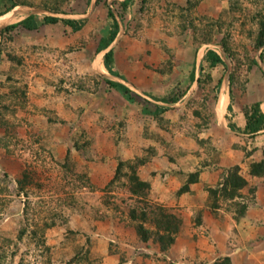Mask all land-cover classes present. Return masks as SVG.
Returning <instances> with one entry per match:
<instances>
[{
    "label": "rangeland",
    "instance_id": "374dc122",
    "mask_svg": "<svg viewBox=\"0 0 264 264\" xmlns=\"http://www.w3.org/2000/svg\"><path fill=\"white\" fill-rule=\"evenodd\" d=\"M24 1L28 5L16 7L14 18L0 25V264H49L48 259L50 264H213L225 256L234 264H264V177L249 175L242 151L249 144L228 125L243 127V109L256 101L264 110V60L255 47L256 15L264 13V0H202L192 10L200 25L202 17L216 18L229 8L219 39H227L230 51L203 45L195 63L192 32L181 33L178 9L171 11L165 0H153L143 11L140 0L124 13L114 6L121 30L110 48L126 80L111 76L103 65L106 50L97 51L109 23L104 1L112 7L123 0H91L88 6L87 0H68L62 6L65 14L44 10V0ZM174 1L186 6L185 0ZM31 15L38 16L37 30L19 28L12 39L1 37L8 25ZM46 15L87 19V24L74 33L63 24H45ZM207 49L216 50L228 65L214 76L222 77V85L236 74L226 98L232 110L223 104V118L212 105L211 85L196 90L195 81L188 88L189 77L199 76L197 60ZM141 54L151 69L144 68ZM167 60L169 74L155 71ZM105 78L128 86L142 98L138 101L150 103V112L140 102L128 103ZM162 98L178 101L166 104ZM256 142L263 144L264 135ZM143 158L147 161L137 169L150 185L148 197L132 196L124 175L111 184L120 161L135 164ZM261 158L259 151L251 160ZM234 165L257 190L244 191L242 202L249 206L240 223L230 203L222 201L213 210L207 202V187H215ZM197 171L199 187L185 199L197 200L196 214L192 201L181 204L185 193L178 191ZM24 179L21 190L18 181ZM158 208L182 221L172 253L171 248L161 252L152 241L141 242L134 229L139 221L131 219L130 210H144L145 226L153 229ZM210 220L233 228L217 232ZM185 240L190 245L185 247Z\"/></svg>",
    "mask_w": 264,
    "mask_h": 264
},
{
    "label": "trees",
    "instance_id": "16d2710c",
    "mask_svg": "<svg viewBox=\"0 0 264 264\" xmlns=\"http://www.w3.org/2000/svg\"><path fill=\"white\" fill-rule=\"evenodd\" d=\"M68 0H44L41 4V7L53 14H65L62 10V6L67 3ZM98 2L102 0H97ZM167 5L171 7L172 10H179L180 19L183 21L180 24L181 33L185 34L188 30L192 32L191 35V51H193V59L194 61L197 58L199 53L200 47L203 45H220L225 53L229 55V46L227 43V39L225 37L220 38L222 33V29L224 26V22L222 18L224 16L230 15L229 8H223L220 10L219 15L215 17H202L204 21L203 25H200L196 22V18H193V13L199 7L202 0H185L186 6H181L179 3L172 0L170 3L169 0H165ZM106 10H107V19L109 21L108 25L102 30V39L99 42L97 51L102 52L108 50L110 46L114 43L117 36L120 33L121 25L118 21L115 12L114 6L118 5L122 12H128V10L133 7L137 2L136 0H123L121 2H114L112 7L106 2ZM153 0H140V8L139 11H143L147 8ZM91 0H87V6L90 5ZM20 5H28L24 0H0V17L13 11L16 7ZM194 10V11H192ZM138 11V12H139ZM121 19H123V15L119 14ZM133 19L136 18V14L133 15ZM206 20V21H205ZM257 25H258V32L255 39V47L257 49H261L260 58L264 60V13L258 12L256 15ZM38 16L31 15L19 22L14 24L8 25L4 28L1 32V37L3 38L6 35H11L14 31L19 28H23L28 31L37 30L39 27L38 24ZM44 23L48 25H57L63 24L65 27L70 28V30L74 33L81 31L87 24V19H72V18H62L53 15H46L44 16ZM187 21V22H185ZM12 39V36H10ZM148 56V55H146ZM11 56H9L10 58ZM117 52L115 48H110L103 56V65L108 71V73L113 76L120 78L122 80H126V77L123 74L116 70L115 63H116ZM14 58L11 57V60ZM140 60L144 64L145 69H151L152 65L146 62V58L143 54L140 55ZM255 65H258L257 60H252ZM165 65L161 67H156L158 73L169 74L172 71V64L170 60L164 61ZM222 67L223 70H228V65L222 56L214 49H207L201 59V62L198 67L199 76L196 79L195 74L191 75L188 79V88L197 82V88H204L205 86H212V92L214 94V98L212 101V105L214 109L218 103L220 91L222 87V77L216 79L214 76L217 75L218 68ZM262 69V68H261ZM264 72V71H263ZM223 74V73H222ZM230 87L232 89L233 84L236 82V74L235 70L230 74ZM105 83L112 89L119 92L128 103H135L140 102L138 99H142L140 96L135 94L128 86L124 85L123 83L111 80V79H104ZM182 84V83H181ZM185 94V92H184ZM231 100H233L232 94ZM163 103L166 104H174L177 103L178 98L167 100L162 98L161 100ZM142 103L143 110L149 111V102ZM232 104V102H231ZM228 106V101L224 102V107H228L229 111L232 110V105ZM159 109V106H156V109ZM157 109V110H158ZM164 111H167L168 107L161 108ZM227 109V108H226ZM156 110V111H157ZM213 117H215V110H213ZM225 113V112H224ZM244 113V126H238L236 123L229 121V128L238 134L243 135L246 137V142H248L249 147H243L242 151L244 152V158L249 160L248 163V172L252 178H262L264 177V143L258 144L257 138L261 135H264V110L262 109V103L256 101L249 106H246L243 109ZM156 118H159L156 115ZM216 125V122H214ZM262 152V158L258 161L251 160L252 156L257 152ZM69 156L67 155V158ZM147 159L138 160L135 164L134 163H126L120 161L118 167L115 171L114 177L111 181L113 184L115 181L119 180L123 175L127 177V187L128 191L132 196L146 198L149 195L150 185L147 181L141 179L138 174V165L144 164ZM128 169L127 172H124L125 169ZM126 173V174H123ZM27 176L25 175L24 178ZM27 179L19 180L18 184L20 189L22 190L23 184L26 183ZM200 182V172H193L187 175L185 184L181 187L178 191L179 194H186L191 193V186L193 184ZM248 190L252 194L256 193V188L250 187L249 180L242 174V168L240 165H234L230 168H227L222 173L220 180L217 182L215 187H207L208 192V204L213 210H218L221 208V202L226 201L233 206V219L235 222L240 223V221L247 217V211L249 204L247 202H242L244 200L245 194L244 191ZM230 211V210H229ZM131 219L134 221H139L134 225V229L136 232L137 237L143 243L154 242L157 246H159V250L163 253H166L171 246L175 243L176 236L180 231L182 221L178 216H175L174 213H170L165 208H158V211L154 213V217L151 220L154 224L153 229H149L145 226V223L148 219L147 213L142 210L139 214L137 210L132 209L130 210ZM201 221H199L200 223ZM26 230H22V234H25ZM43 242V241H42ZM45 245V244H43ZM46 250L49 251V248L45 246ZM50 264V259L47 260ZM213 264H234L230 256H225L216 260Z\"/></svg>",
    "mask_w": 264,
    "mask_h": 264
},
{
    "label": "crops",
    "instance_id": "0c3cea01",
    "mask_svg": "<svg viewBox=\"0 0 264 264\" xmlns=\"http://www.w3.org/2000/svg\"><path fill=\"white\" fill-rule=\"evenodd\" d=\"M184 59H185V51H184ZM203 57V56H202ZM202 59V58H201ZM187 60L188 61H191V59L188 57L187 58ZM196 61H192V63H195ZM200 62H201V60H197V66L199 67V64H200ZM100 67H102V65H100ZM104 68V67H103ZM157 91V90H156ZM199 187V183H196V184H193L192 185V192L195 190V189H197ZM187 195H189L188 193L187 194H184V195H182V197L180 198L181 200V204H183V203H185V207H187L186 205H188L189 203H191V201H192V205L190 204V206H192L190 209H193V212L194 213H196L197 212V210L199 211V205L197 204V200H185L186 199V196ZM184 205V204H183ZM197 214V213H196ZM251 214V211H249V216H252V218H257L258 220H260L261 219V217H258V216H256V217H253V215H250ZM207 218H209V217H207ZM256 219V220H257ZM210 225H212L213 226V229H215V231H217V232H222V230L225 232L226 230H231L232 228H233V226L231 227L230 225H229V227H228V223H225V225H227V228H230V229H227L226 227L225 228H223V226H221V224H220V222H216V221H214V220H210ZM185 230H188L187 229V227L185 226ZM217 232H216V234H217ZM263 229L261 228V231H260V233L261 234H263ZM190 243L191 242H189V241H187V240H185V247L187 246V245H190ZM195 245V244H194ZM196 247H197V244L195 245ZM174 247L175 246H173L172 248H171V250H170V252L172 253L173 251H174ZM186 249V248H185Z\"/></svg>",
    "mask_w": 264,
    "mask_h": 264
},
{
    "label": "bare ground",
    "instance_id": "6f19581e",
    "mask_svg": "<svg viewBox=\"0 0 264 264\" xmlns=\"http://www.w3.org/2000/svg\"><path fill=\"white\" fill-rule=\"evenodd\" d=\"M16 10H19V9H16ZM14 13H15V11H13V12H11V13L3 16V17H0V25L3 24V22H10L12 17L14 18ZM100 69L103 70L102 67H100ZM227 92H228V85H227V81H225L221 87L218 104L216 105L217 106L216 111L221 116V118H223L222 110H223V104L227 98ZM217 118H218V116H217Z\"/></svg>",
    "mask_w": 264,
    "mask_h": 264
},
{
    "label": "water",
    "instance_id": "95a60500",
    "mask_svg": "<svg viewBox=\"0 0 264 264\" xmlns=\"http://www.w3.org/2000/svg\"><path fill=\"white\" fill-rule=\"evenodd\" d=\"M120 25H121V24H120ZM109 49H110V48H109ZM109 49H108V50H109ZM108 50H106L105 53H106ZM229 84H230V80H229V78H228V82H227L228 88H229Z\"/></svg>",
    "mask_w": 264,
    "mask_h": 264
}]
</instances>
